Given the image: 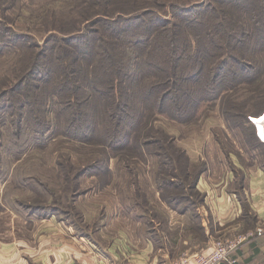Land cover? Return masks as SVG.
I'll return each mask as SVG.
<instances>
[{"label":"rangeland","instance_id":"rangeland-1","mask_svg":"<svg viewBox=\"0 0 264 264\" xmlns=\"http://www.w3.org/2000/svg\"><path fill=\"white\" fill-rule=\"evenodd\" d=\"M232 1L228 0L227 3ZM263 1L252 0L257 9L254 14L262 16L261 20L264 19ZM21 5L23 9L18 15L7 8L1 13L0 9V20L6 30L4 35L9 39L15 37L14 32L30 34L31 44L42 43L48 32L37 34L33 29L29 32L22 28L24 22L31 28L34 25L29 18V9L24 7L27 5L31 8V0H21ZM8 29H12L11 32ZM254 33L242 34L245 37L242 51L248 55L246 61L250 65L256 64L257 68L254 71L247 69L248 74L234 81L238 82L236 86L229 85L228 75H219L217 79L226 82L219 90V95L213 97L209 93L196 107H190L185 115L156 112L150 118L140 119L141 129H151L153 125L154 129L163 130L166 136H157L160 146L155 143L148 146L112 147L103 145L105 141L101 142L102 137L83 143L64 136V131L67 132L69 126H75V122L83 117V111L94 112L95 116L98 114L101 123L105 106L100 108L98 100L86 99L83 102L81 92L82 97L78 98L79 105L76 106L79 110L73 115L74 121L70 124L68 119L72 115L69 112L74 105L66 109L62 104L65 98L48 95L40 75L32 78L30 75L23 81L22 74L26 71L22 65L24 59L28 61V54L31 56L33 47L30 46L32 50L20 56L12 51L0 55L4 56L0 58L3 80L14 82V86L18 87L17 95H5L0 100V145L3 143L0 146V244L31 238L33 224L51 216L71 225L78 234L79 229L90 232L94 227L103 225L102 236L98 230L94 238L106 241L104 244L122 230L126 235L136 237L143 222L147 221L148 227H152L158 219L165 218L164 226H160L157 231L163 237L169 236L170 245L177 243L178 234L171 229L170 224L182 212L163 199L159 189L162 178L158 175L161 170L158 162H166V157H171L168 149L170 143L183 149L187 155L192 172L187 179L189 182L193 179V171L203 166L197 181L199 192L190 190L188 193L193 194L187 195L186 199L189 200H184L181 205L188 203L205 211V203L201 205V202L202 199L204 202L207 200L206 192L198 186L203 174L202 181H208L210 189L216 187L214 184L218 182H224L226 189H235L237 184L239 194L234 173L242 175L245 182L246 177L258 167L264 168V143L257 139L253 121L255 115H264V35L261 42L256 43L252 38ZM6 44L8 46H0L9 49L11 45L8 42ZM194 82L197 83L195 79L188 82L192 88V92L189 91L190 104L202 87H196ZM27 84L30 85L25 87ZM39 85L41 87L37 88ZM4 87H0V90ZM33 93L37 102L44 104L43 112L31 110ZM186 98L181 96L183 105L184 101H188ZM90 107L93 112L89 110ZM39 118L45 122L41 120L42 125L35 128L31 120L38 121ZM80 122L83 123V120H79L74 129H77L78 124V129H84ZM102 124H97V129L104 128ZM47 129L50 131H45ZM99 134L102 135L101 132ZM210 173L212 176L208 177ZM165 189H168L167 194L174 192L171 185ZM144 196L148 198L145 202ZM80 217L82 220H79ZM182 218L185 227L188 218ZM148 239L154 243L150 237Z\"/></svg>","mask_w":264,"mask_h":264},{"label":"trees","instance_id":"trees-1","mask_svg":"<svg viewBox=\"0 0 264 264\" xmlns=\"http://www.w3.org/2000/svg\"><path fill=\"white\" fill-rule=\"evenodd\" d=\"M227 1L31 0L33 6L24 7L29 9V18L34 25L31 28L24 22L22 28L29 32L33 29L37 34H48L42 43L37 44H31L30 34L14 32L15 37L8 39L0 20V45L8 46L7 42L11 45L9 49L0 46V55L12 51L20 56L31 51L30 46L33 47L35 51H31V56L28 54V61L24 59L22 65L26 73L19 75L23 73V81L30 75L31 78L40 75L48 95L65 98L62 104L66 109L74 105L69 112L72 115L68 119L70 124L79 110L76 107L79 105L78 98L84 96L83 102L86 99L98 100L100 108L105 106L101 123L98 114L95 116L90 107L93 114L88 110L82 113L83 123H80L84 129H78L80 124L74 129L79 119L75 126H69L68 131H64V136L83 143L102 137L101 142L105 141L103 145L112 147L158 144L160 138L157 136L166 135L162 129H154L153 125L151 129H141L142 117L150 118L156 112L185 115L190 107H196L209 93L213 97L219 95V90L226 84L217 79L219 75H228L229 85L236 86L238 82L234 81L248 74L247 69L254 71L257 68L256 64L250 65L246 61L248 55L242 51L245 40L242 34L257 30L252 38L260 43L264 35V19L254 14L257 9L252 0ZM5 8L14 15L23 9L21 0H0L1 13ZM9 18L14 22L12 17ZM8 30L11 32L12 29ZM249 56L253 58L251 54ZM3 74L0 71V87L5 86L0 90V100L5 95H17L18 90L14 82L3 80ZM192 79L197 81L194 82L196 87H202L191 98L193 103L190 104L189 91L192 92V88L188 82ZM183 95L188 100L183 102L184 105L181 101ZM43 106L33 93L31 110L43 112ZM41 120L45 122L39 118L38 121L31 120V125L39 128ZM86 121L89 123L86 124ZM97 124H102L104 128L97 129ZM163 146L166 148V145ZM168 147L171 157L167 156L166 162H158L161 164L158 175L162 178L158 187L162 197L179 212H188L191 227L203 232L197 208L188 203L181 205L184 200H189L187 195L193 194L188 193L190 190L199 192L197 181L203 166L193 171V179L189 182L187 179L192 172L187 155L174 143ZM234 180L242 192L238 194L236 184L234 190L246 213L250 208L244 194V178L234 173ZM169 185L174 188L171 194H167L168 189L163 190ZM143 199L145 202L148 198L144 196ZM203 203L202 199L201 205ZM79 220H82L81 217ZM164 223L165 218H161L156 225L148 227L145 221L139 228L154 243H160L164 237L157 230ZM101 227H94L90 232L79 231L81 235L94 239V234Z\"/></svg>","mask_w":264,"mask_h":264},{"label":"crops","instance_id":"crops-1","mask_svg":"<svg viewBox=\"0 0 264 264\" xmlns=\"http://www.w3.org/2000/svg\"><path fill=\"white\" fill-rule=\"evenodd\" d=\"M203 176L198 186L206 192L205 211L197 208L203 232L191 227L187 212L171 220L177 243L170 245L169 236L153 243L141 228L136 237L122 230L104 244L106 241L80 235L51 216L33 224L31 238L0 244V264H167L195 252L208 253L215 240L250 231L253 234L231 257L235 264H264V168L258 167L245 179L243 189L250 208L246 213L233 188L226 189L224 182H218L210 189ZM182 217L188 218L185 227Z\"/></svg>","mask_w":264,"mask_h":264},{"label":"built area","instance_id":"built-area-1","mask_svg":"<svg viewBox=\"0 0 264 264\" xmlns=\"http://www.w3.org/2000/svg\"><path fill=\"white\" fill-rule=\"evenodd\" d=\"M254 124H256V121ZM261 232V228L257 229ZM253 233H239L233 237L221 238L214 241L210 252H195L190 255H184L177 260L167 264H235V258L231 254L238 249L241 243L247 240Z\"/></svg>","mask_w":264,"mask_h":264},{"label":"bare ground","instance_id":"bare-ground-1","mask_svg":"<svg viewBox=\"0 0 264 264\" xmlns=\"http://www.w3.org/2000/svg\"><path fill=\"white\" fill-rule=\"evenodd\" d=\"M253 120L256 121V124H254L255 125L254 127L256 129L255 133L258 139L264 142V115L262 114L255 115V117H253Z\"/></svg>","mask_w":264,"mask_h":264}]
</instances>
